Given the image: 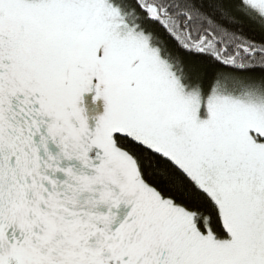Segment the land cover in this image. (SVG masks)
<instances>
[{"label":"snow or ice","instance_id":"snow-or-ice-1","mask_svg":"<svg viewBox=\"0 0 264 264\" xmlns=\"http://www.w3.org/2000/svg\"><path fill=\"white\" fill-rule=\"evenodd\" d=\"M0 264H264V0H0Z\"/></svg>","mask_w":264,"mask_h":264}]
</instances>
